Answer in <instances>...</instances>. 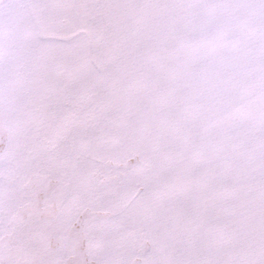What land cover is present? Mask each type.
Wrapping results in <instances>:
<instances>
[{"label": "snow or ice", "instance_id": "6c2138e0", "mask_svg": "<svg viewBox=\"0 0 264 264\" xmlns=\"http://www.w3.org/2000/svg\"><path fill=\"white\" fill-rule=\"evenodd\" d=\"M0 264H264V0H0Z\"/></svg>", "mask_w": 264, "mask_h": 264}]
</instances>
